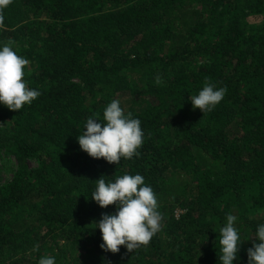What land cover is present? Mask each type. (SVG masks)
Masks as SVG:
<instances>
[{"label": "trees", "instance_id": "16d2710c", "mask_svg": "<svg viewBox=\"0 0 264 264\" xmlns=\"http://www.w3.org/2000/svg\"><path fill=\"white\" fill-rule=\"evenodd\" d=\"M2 15L0 42L29 61L41 95L0 106V154L16 163L0 185V264H220L226 214L244 238L264 223V0H12ZM205 83L226 94L202 114L188 96ZM112 99L145 134L139 158L118 166L76 139ZM124 173L170 210L147 246L112 254L91 224L115 207L91 194Z\"/></svg>", "mask_w": 264, "mask_h": 264}, {"label": "clouds", "instance_id": "9594fccd", "mask_svg": "<svg viewBox=\"0 0 264 264\" xmlns=\"http://www.w3.org/2000/svg\"><path fill=\"white\" fill-rule=\"evenodd\" d=\"M12 0H0V28L3 27V10ZM29 61L18 55L12 41L0 42V106L19 112L30 106L40 91L28 86L25 69ZM161 83L159 77L155 81ZM226 89L205 83L196 95L188 96L192 109L202 114L212 112L223 100ZM141 121L131 112L125 113L119 99H112L102 113V118L93 114L83 124L82 134L76 137L79 149L90 158L103 159L108 164L120 165L122 160L139 158L144 143ZM91 200L101 209L114 205L111 214H102L93 221L94 230L101 233L100 248L116 254L123 246L128 252L147 246L162 228V214L152 187L139 174L124 173L106 180L101 176L95 181ZM237 216L226 214L225 223L219 229L220 264H239L240 246L249 239L251 247L246 251L248 264H264V223L256 226L251 236L244 238L236 226ZM36 247L33 251H37ZM37 264H56L51 255L39 257ZM102 264L105 262L102 261Z\"/></svg>", "mask_w": 264, "mask_h": 264}, {"label": "rangeland", "instance_id": "374dc122", "mask_svg": "<svg viewBox=\"0 0 264 264\" xmlns=\"http://www.w3.org/2000/svg\"><path fill=\"white\" fill-rule=\"evenodd\" d=\"M31 167L34 169L37 167V163L33 161L31 163ZM16 169V163L15 160L11 157L8 156L6 153H1L0 154V185L6 184L10 182L13 178L14 172ZM160 209L165 213H168L170 208L168 206L164 207L162 205H159V211ZM177 214L180 212L177 209Z\"/></svg>", "mask_w": 264, "mask_h": 264}]
</instances>
